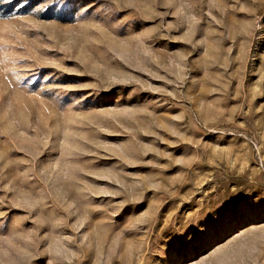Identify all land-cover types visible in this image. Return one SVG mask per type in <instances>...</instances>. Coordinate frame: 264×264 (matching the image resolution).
I'll use <instances>...</instances> for the list:
<instances>
[{
  "label": "rangeland",
  "instance_id": "obj_1",
  "mask_svg": "<svg viewBox=\"0 0 264 264\" xmlns=\"http://www.w3.org/2000/svg\"><path fill=\"white\" fill-rule=\"evenodd\" d=\"M264 208V0H0V264H176ZM187 264H264V213Z\"/></svg>",
  "mask_w": 264,
  "mask_h": 264
},
{
  "label": "snow or ice",
  "instance_id": "obj_2",
  "mask_svg": "<svg viewBox=\"0 0 264 264\" xmlns=\"http://www.w3.org/2000/svg\"><path fill=\"white\" fill-rule=\"evenodd\" d=\"M257 212L264 213V208L251 203L250 198L233 197L224 200L213 216L209 217L207 221H201L204 224L203 232L196 233L190 229L189 231L193 232L192 236H189L188 232L173 236L170 243L178 257L176 264H187L190 259L186 255L187 251L196 246L200 242L201 237L222 230L231 223Z\"/></svg>",
  "mask_w": 264,
  "mask_h": 264
}]
</instances>
